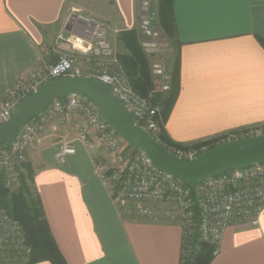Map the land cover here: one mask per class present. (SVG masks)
Instances as JSON below:
<instances>
[{
  "label": "crops",
  "instance_id": "crops-1",
  "mask_svg": "<svg viewBox=\"0 0 264 264\" xmlns=\"http://www.w3.org/2000/svg\"><path fill=\"white\" fill-rule=\"evenodd\" d=\"M82 4H101L100 14L115 31L139 30V0H0V102L20 74L57 60L59 27L71 30L68 15ZM173 10L181 89L165 123L168 135L191 144L264 125V47L258 40H264V0H173ZM81 132L89 144L76 141ZM65 141L77 152L60 164L55 154ZM95 162L112 170L109 152L74 112L48 124L21 162L67 263L181 264L180 225L163 215L120 216L111 189L94 173ZM210 264H264V212L258 226H228Z\"/></svg>",
  "mask_w": 264,
  "mask_h": 264
},
{
  "label": "built area",
  "instance_id": "built-area-1",
  "mask_svg": "<svg viewBox=\"0 0 264 264\" xmlns=\"http://www.w3.org/2000/svg\"><path fill=\"white\" fill-rule=\"evenodd\" d=\"M145 9L147 13L149 8ZM66 25H70L71 30L61 33L55 43L57 60L20 74L0 102V126L26 98L48 82L62 77H95L109 84L133 115L136 125L161 143L160 108L150 96H142L134 88L118 51L107 38L103 23L77 16ZM144 25L141 44L151 59L159 58L160 42L166 36L154 24L151 26L147 21ZM158 58L151 64L152 74L155 80L163 83L158 90L165 91L169 89L164 80L167 73ZM69 112L85 117L113 160L111 171L95 162L94 173L111 189V200L120 216L163 215L177 222L183 232L184 256L192 251L195 238L214 246L217 252L228 226L259 225L264 212V162L235 167L202 182L183 180L157 168L144 150L125 146L122 136L84 94L58 97L30 119L14 140L0 147V180L5 187L16 190L21 186V162L27 160L32 146L40 141L48 124ZM261 135H264V125L226 133L208 144L163 146L178 158L193 160L219 144ZM76 141L87 145L89 136L81 132ZM76 152L74 142L65 141L59 144L55 156L61 164ZM29 252L23 224L0 205V260L26 259Z\"/></svg>",
  "mask_w": 264,
  "mask_h": 264
},
{
  "label": "water",
  "instance_id": "water-1",
  "mask_svg": "<svg viewBox=\"0 0 264 264\" xmlns=\"http://www.w3.org/2000/svg\"><path fill=\"white\" fill-rule=\"evenodd\" d=\"M84 94L132 146L145 151L159 169L186 181L202 182L229 169L264 162V135L219 144L193 160L178 158L146 131L115 96L113 88L95 77H62L48 82L26 98L12 117L0 126V144L14 140L22 127L60 96Z\"/></svg>",
  "mask_w": 264,
  "mask_h": 264
},
{
  "label": "trees",
  "instance_id": "trees-1",
  "mask_svg": "<svg viewBox=\"0 0 264 264\" xmlns=\"http://www.w3.org/2000/svg\"><path fill=\"white\" fill-rule=\"evenodd\" d=\"M157 9L159 25L165 32L166 38H169L177 45V54L173 64L169 90L162 92L154 89V78L149 57L141 44L137 28L121 29L119 31V40L126 50V52L119 53V58L130 75L137 92L145 97L150 96L153 103L160 108L162 122L161 144L187 147L174 141L165 129V123L172 112L181 89V44L177 40L173 0H158ZM258 40L264 47V40L262 38H258ZM62 97L64 96L59 98ZM221 137L196 142L192 145L212 143ZM8 142L1 143L0 147ZM21 181V186L11 192L0 180V205L13 217L20 220L25 228L26 244L30 249L26 257L28 264H36L43 261H48L51 264H68L51 232L40 197L33 190L23 173ZM190 182L194 183L196 181ZM192 245H194L193 253L188 259L182 254L181 264H210L218 252H216L217 248L199 242L197 238L192 241Z\"/></svg>",
  "mask_w": 264,
  "mask_h": 264
},
{
  "label": "rangeland",
  "instance_id": "rangeland-1",
  "mask_svg": "<svg viewBox=\"0 0 264 264\" xmlns=\"http://www.w3.org/2000/svg\"><path fill=\"white\" fill-rule=\"evenodd\" d=\"M157 2L158 0H139V8H138V14H139V34H140V41L143 40V34H142V27H144L146 24V22L148 21L149 24L151 26H153V24L158 20V9H157ZM146 6L149 8V10L146 13ZM102 8L101 4H95V5H90V4H85V6L82 4V6H78V10L77 11H73L68 15V24H70V22L77 18V16H83V17H88V18H93L96 19L100 22L103 23V25L105 26L106 29V34H107V38L112 42V44L115 46L116 50L119 53H123L126 52L125 48L123 47V44L120 42L119 40V31H115L112 25V21L108 20V18L102 14H100V9ZM70 20V21H69ZM158 26V23H157ZM155 26L158 30H162V32L165 34V32L163 31V29L159 28ZM59 34L64 33L67 30L66 26L63 27V25H60L59 27ZM57 36V37H58ZM145 51V50H144ZM145 53L147 54V52L145 51ZM177 54V45L175 43H170V39H162L160 42V54H159V58L155 57V59H151L150 56L149 57V62L150 65L152 64V62H156L157 58L158 60L162 63L167 76L164 80H166V82H168V86L170 88V81H171V73H172V69H173V64H174V60H175V56ZM148 55V54H147ZM58 56H56L57 58ZM151 70H152V65H151ZM154 78V77H153ZM163 83L161 81H157L154 79V89H156L157 91L160 88V86ZM169 90V89H168ZM167 91V90H165ZM162 91V92H165ZM125 144H127L126 146L129 147L128 143L125 141ZM193 144V143H191ZM184 145H189V144H184ZM17 190V189H16ZM15 191V190H10ZM199 241V240H198ZM200 242V241H199ZM192 249H194V245H192ZM191 249V250H192ZM193 251V250H192ZM189 252L187 253V259L189 258V256L193 253V252ZM186 259V261H187Z\"/></svg>",
  "mask_w": 264,
  "mask_h": 264
},
{
  "label": "bare ground",
  "instance_id": "bare-ground-1",
  "mask_svg": "<svg viewBox=\"0 0 264 264\" xmlns=\"http://www.w3.org/2000/svg\"><path fill=\"white\" fill-rule=\"evenodd\" d=\"M123 138V137H122ZM124 139V138H123ZM9 141V140H8ZM125 139H124V143H125ZM127 142V141H126ZM128 143V142H127ZM161 144V143H160ZM129 146H132L131 144L128 143ZM162 145V144H161ZM134 147V146H133ZM137 148V147H136Z\"/></svg>",
  "mask_w": 264,
  "mask_h": 264
}]
</instances>
